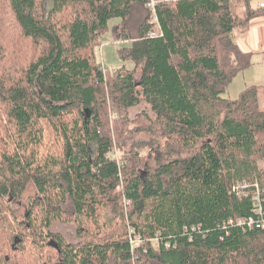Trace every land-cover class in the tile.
Segmentation results:
<instances>
[{"label":"trees","instance_id":"obj_1","mask_svg":"<svg viewBox=\"0 0 264 264\" xmlns=\"http://www.w3.org/2000/svg\"><path fill=\"white\" fill-rule=\"evenodd\" d=\"M250 1L239 14L234 0H156L151 24L144 0H0L10 30L0 62L15 64L0 70L9 124L0 198L19 200L28 183L35 191L25 222L9 234L12 252L28 240L41 250L55 242L56 264H264L263 218L252 201L254 184L264 190L259 87L222 97L252 64L233 38L264 16ZM137 6L133 39L128 22ZM107 32L113 43H129L119 54L132 69L110 72L98 61ZM142 102L154 117L142 112L134 124L146 128L131 134L148 141L123 134L132 122L127 111ZM48 132L60 146L56 157L43 154ZM154 134L165 139L162 147ZM68 198L76 220L98 229L92 235L80 224L77 244L50 230L67 216ZM136 237L144 246L135 258Z\"/></svg>","mask_w":264,"mask_h":264},{"label":"rangeland","instance_id":"obj_2","mask_svg":"<svg viewBox=\"0 0 264 264\" xmlns=\"http://www.w3.org/2000/svg\"><path fill=\"white\" fill-rule=\"evenodd\" d=\"M237 7V12L239 14H242L244 11V0H234ZM156 2V0H155ZM256 1L251 0L250 6L253 9H256ZM146 6V3H145ZM137 8V9H136ZM142 8V17L147 14V12L150 13V19H151V12L147 7H141ZM148 10V11H147ZM5 7L0 8V52L3 51L4 54H7L6 51L2 50V47L4 46V39L6 40L7 35L4 34L3 31H10L5 23H8V19L4 20L5 13ZM140 8L137 6L133 10V14L129 19L128 27L130 31V35L133 39L138 37V26L142 19L138 17L139 16ZM260 17L257 15L255 18ZM5 21V23H4ZM114 24L113 21L110 22V25ZM249 27V26H248ZM248 30V29H247ZM245 31L241 30H235L233 33V38L235 37V32L242 34ZM11 32L12 29H11ZM13 34V33H12ZM129 44V43H127ZM125 43H119L115 42L113 43L110 37V32H107L104 35V38L102 40L101 46L96 50V56L98 58V61L102 64L103 67L108 69V71L113 72L117 69H120L122 67H125L126 69H132V64L128 61L124 62L120 58V51L122 48L126 47ZM261 52H256L255 54H252L251 58V66L247 68L245 71L240 72L238 75H236L230 84L227 86L225 92L223 93L222 97L225 99L235 100L239 94L247 87L250 86H256L259 87V107L261 110H264V45L261 47ZM10 65H15L13 62L9 63ZM9 64H3L0 62V70L6 68ZM140 77V70L138 69L134 75V79L136 83L139 81ZM5 106L0 104V153L1 149L4 147V142L2 143V140L7 136V131L9 130V124H7V119L5 116L4 109ZM142 112L146 113L150 117H154L153 114L149 111V107L145 103H141L140 105L130 109L127 111L128 118L132 121L131 124L128 126L129 130L127 133H123L126 136H134L135 139H142L146 140L149 138V135L139 133V134H131L134 131H139L146 126L144 125L145 122L142 121L141 123L134 124V119L139 116ZM110 121L113 122L115 120L114 115L110 114ZM157 128V127H156ZM154 131H157L154 130ZM46 135V144L43 149V154L50 157H56L60 153V146L56 145L55 136L54 138L51 136V134ZM118 134V133H117ZM158 134L152 135V138H156ZM159 144H161V147L163 146L165 139L163 137H157ZM56 145V146H55ZM160 151V150H159ZM148 154V150H143L141 152L142 156H146ZM113 158H116L119 163L123 161V154L120 153L116 147L113 149ZM182 156H186L187 154H181ZM45 157V156H44ZM259 170L264 171V161L260 160L258 163ZM143 172V170H142ZM35 196V191L31 183H28L26 186V190L23 193V195L18 198L19 200L13 201L9 200L8 198L1 197L0 198V224L5 227H0V260L6 256V254L11 258L10 262L8 264H56L57 263V254L56 251L50 247L44 246L41 250V245H38L37 243H28V240L25 241V244L23 246L24 249L20 248L18 251L10 250V236L12 228H15L19 222H25L24 221V214L28 210L25 205L29 202L31 198ZM22 202V206L21 203ZM63 209L66 211L67 216L63 219L55 222L51 225L50 230L52 231L55 236H59L63 242L66 244H77L81 241L80 236V230H82L83 227H80V224H84L85 228L90 231V234L95 235L98 232V229L95 225L88 221H77L73 214V207L71 204L70 199L68 198L66 200V203L63 206ZM5 221V222H4ZM84 228V229H85ZM2 229V230H1ZM4 231V233H3ZM129 237L131 238V230H129ZM12 237V236H11ZM83 240V239H82ZM49 241V240H48ZM133 245L132 247L134 252V257L136 258V251L141 247L144 246V242L142 240H135L133 239ZM151 247L156 249V243L151 242ZM158 249V248H157ZM145 251V250H144ZM0 264L1 261H0Z\"/></svg>","mask_w":264,"mask_h":264},{"label":"crops","instance_id":"obj_3","mask_svg":"<svg viewBox=\"0 0 264 264\" xmlns=\"http://www.w3.org/2000/svg\"><path fill=\"white\" fill-rule=\"evenodd\" d=\"M234 36L240 51L252 54L261 52V47L264 45V16L253 18L246 32L242 34L235 32Z\"/></svg>","mask_w":264,"mask_h":264},{"label":"built area","instance_id":"obj_4","mask_svg":"<svg viewBox=\"0 0 264 264\" xmlns=\"http://www.w3.org/2000/svg\"><path fill=\"white\" fill-rule=\"evenodd\" d=\"M146 2V7L149 9V11L151 12V19L149 20L152 23H156V16L154 13V8H155V0H144ZM166 2H177L179 0H163ZM256 1V9H260V10H264V0H255ZM158 31L154 30L153 32H151L149 34L150 37H155L157 36ZM254 191L252 192V201H253V205H254V210L253 212L255 214H257L258 216H262L263 218V226H264V202L262 199V192L264 190H260L257 184H254ZM246 184L245 183H239L237 185V190H240V192H242L243 190L246 189ZM133 239H137L139 240L138 237L133 238ZM133 239L130 240V244L132 247H134L133 245ZM165 247H169L168 245H166Z\"/></svg>","mask_w":264,"mask_h":264},{"label":"water","instance_id":"obj_5","mask_svg":"<svg viewBox=\"0 0 264 264\" xmlns=\"http://www.w3.org/2000/svg\"><path fill=\"white\" fill-rule=\"evenodd\" d=\"M85 114H86V117H85L84 121H86V119L90 116V113H89L88 109L85 110ZM48 246L54 248L58 252V254H60V250L58 248V245L55 242L48 243Z\"/></svg>","mask_w":264,"mask_h":264},{"label":"bare ground","instance_id":"obj_6","mask_svg":"<svg viewBox=\"0 0 264 264\" xmlns=\"http://www.w3.org/2000/svg\"><path fill=\"white\" fill-rule=\"evenodd\" d=\"M151 24H155V23H152V22H151Z\"/></svg>","mask_w":264,"mask_h":264}]
</instances>
